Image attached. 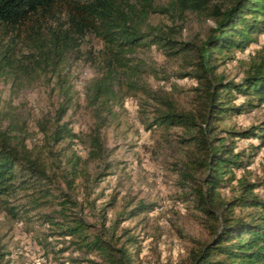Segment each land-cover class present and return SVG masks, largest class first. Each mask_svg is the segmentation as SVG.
Instances as JSON below:
<instances>
[{
	"label": "trees",
	"instance_id": "trees-1",
	"mask_svg": "<svg viewBox=\"0 0 264 264\" xmlns=\"http://www.w3.org/2000/svg\"><path fill=\"white\" fill-rule=\"evenodd\" d=\"M59 13L64 16L62 22ZM190 14L214 23L199 45L177 41L176 26L165 29L150 24L154 15L174 21ZM261 34L264 0H0V78L33 81L54 76L62 96L55 117L38 123L46 142L41 149L28 145L25 130L11 121L5 125L6 117L0 112V202L7 213L19 219L44 211L40 219L53 232L48 237L63 246L53 249V254H71V264H139L142 240L132 230L123 229L120 236L117 230L124 222L154 211L155 205L140 202L110 222L109 210L116 198L97 207L100 198L91 200L93 193L81 201L75 196L79 180L90 183V164L105 161L101 130L107 117L100 110L111 113L108 106L116 96L120 73L129 72L127 86L155 103L147 129L184 132L181 186L190 191L183 194V201L204 215L210 235L190 252L189 264H264V196L260 195L264 193V167L254 181L249 171L264 147V120L239 131L222 128L227 120L264 109V52L252 59L239 82L219 72L236 62V54L245 52ZM88 37L103 43L105 70L88 87L87 98L99 122L89 136L88 157L82 159L52 149L79 138L64 122L72 96L63 73L70 55ZM152 47L191 67L189 72L164 77L197 82L191 109L181 107L169 92L140 83L143 71L141 65L131 63V56L138 49ZM239 140L261 143L239 149ZM111 167L107 164L93 178L95 187L110 175ZM231 187L232 196L227 198L222 191ZM87 210L98 215L89 221ZM43 245L46 250L50 247ZM10 256L0 245V264H10Z\"/></svg>",
	"mask_w": 264,
	"mask_h": 264
},
{
	"label": "rangeland",
	"instance_id": "rangeland-1",
	"mask_svg": "<svg viewBox=\"0 0 264 264\" xmlns=\"http://www.w3.org/2000/svg\"><path fill=\"white\" fill-rule=\"evenodd\" d=\"M57 17L60 22L64 20L61 13ZM60 22H55V25ZM150 24L165 29L176 26L180 31L177 41L198 45L214 27L212 21L193 14L174 21L163 15H154ZM103 49V43L95 37H88L81 49L68 58L63 76L70 87L72 105L64 122L69 123L79 138L73 143L65 141L54 146V153H64L66 156L75 153L82 159L88 157L89 136L99 121L87 94L91 83L104 73ZM263 52L264 34H261L245 52L236 54V62L222 66L219 72L230 80L239 82L252 59ZM131 58L132 64L141 65L143 73L140 83L148 85L154 91L169 92L184 109L193 107V89L197 87V82L190 78L171 77L169 81L164 78L168 74L189 72L191 67L185 66L180 59L167 57L157 47L138 49ZM128 73H120V80L116 83V96L108 106L111 113L100 110L102 116L107 117V125L101 130L106 148L105 161L90 164V183L79 180L80 186L75 196L81 201L83 196L93 193L91 200L100 198L97 207L109 203L112 197L116 198L115 207L109 210L110 222L117 220L119 214L129 212L140 202L155 205L154 211L124 222L117 230V235H122L123 229H129L139 236L142 240L139 264H189L190 252L196 250L199 244L207 242L210 235L204 224V215L196 211L191 203L183 201V194L190 191V188L183 189L181 186L180 169L185 156L180 138L184 132L180 129L169 132L162 128L147 129L146 121L147 118L151 121L155 103L148 101L140 90L127 86ZM57 81L54 76H40L33 81H14L10 76L0 78V112L6 117L5 125L11 121L16 128L25 130L27 143L32 148L44 147L46 142L38 123L45 124V120L54 118L62 101ZM241 101L243 99L238 103ZM148 103L152 106H148ZM145 110L148 112H143ZM263 120L262 108L227 120L222 128L239 131L260 125ZM260 143V140H239L237 146L239 149H246L250 144ZM107 164L112 166L110 175L95 187L97 184H94L93 178L103 173ZM263 167L264 147L249 169L251 180L262 175ZM233 187L223 190V195L230 198ZM260 195L264 196V193L260 192ZM17 204L19 202L14 203ZM43 213L45 212H34L16 219L7 213L4 204L0 202V245L11 254L10 264H71L68 261L71 254H53V249L58 251L63 246L57 244L56 238L48 237L53 232L43 225L40 219ZM92 215H98V212L87 210L85 213L89 221H92ZM42 243L50 244V247L46 250Z\"/></svg>",
	"mask_w": 264,
	"mask_h": 264
},
{
	"label": "built area",
	"instance_id": "built-area-1",
	"mask_svg": "<svg viewBox=\"0 0 264 264\" xmlns=\"http://www.w3.org/2000/svg\"><path fill=\"white\" fill-rule=\"evenodd\" d=\"M160 210H163V209H160Z\"/></svg>",
	"mask_w": 264,
	"mask_h": 264
}]
</instances>
